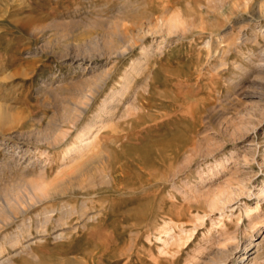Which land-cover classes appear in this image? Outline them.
I'll return each instance as SVG.
<instances>
[{
	"label": "rangeland",
	"instance_id": "obj_1",
	"mask_svg": "<svg viewBox=\"0 0 264 264\" xmlns=\"http://www.w3.org/2000/svg\"><path fill=\"white\" fill-rule=\"evenodd\" d=\"M262 189L264 0H0V264H264Z\"/></svg>",
	"mask_w": 264,
	"mask_h": 264
},
{
	"label": "bare ground",
	"instance_id": "obj_2",
	"mask_svg": "<svg viewBox=\"0 0 264 264\" xmlns=\"http://www.w3.org/2000/svg\"><path fill=\"white\" fill-rule=\"evenodd\" d=\"M1 111L3 112V110H1ZM82 130H84V129H82ZM84 136H85L84 131L83 132L82 131L79 132V134L76 135V141L77 142L73 143L71 146H68L67 149H66V153L72 152L73 150L81 151V149L83 148L82 145L87 144V141H85L86 138ZM97 156H98V154H95V153L94 154H88L85 157V159L83 161H81L78 164L77 168L75 169L77 171V173H82L84 171V169H85V166ZM37 185H33L32 186L33 190L35 189L37 191H40L42 194H46V192H43V189L39 185L38 186ZM263 191H264V189L261 190V192H263Z\"/></svg>",
	"mask_w": 264,
	"mask_h": 264
}]
</instances>
